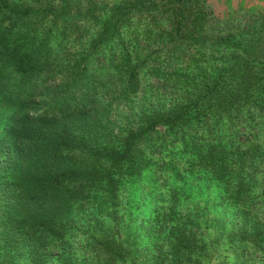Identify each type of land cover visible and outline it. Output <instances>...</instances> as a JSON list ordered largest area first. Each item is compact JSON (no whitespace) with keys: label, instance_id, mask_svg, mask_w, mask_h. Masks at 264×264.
<instances>
[{"label":"trees","instance_id":"obj_1","mask_svg":"<svg viewBox=\"0 0 264 264\" xmlns=\"http://www.w3.org/2000/svg\"><path fill=\"white\" fill-rule=\"evenodd\" d=\"M204 3L0 0L2 262L42 264L84 228L99 264H225L224 245L243 252L240 264H264V18L248 20L243 35L224 46L230 59L219 63L208 48L187 52L198 38L183 40L206 26ZM178 7L185 11H171L181 17L167 35L157 34L160 43L131 31L138 13L165 16ZM57 35L65 52L56 57L50 41ZM169 52L191 63L162 64ZM200 56L221 69H208ZM147 77L157 79L155 88L147 89ZM169 145L178 164L226 183L223 200L237 210L240 241L224 231L207 240L189 221L162 226L155 251L133 230L116 236L130 226L123 222L125 183ZM91 204L102 220L77 226ZM64 262L78 264L70 255Z\"/></svg>","mask_w":264,"mask_h":264},{"label":"rangeland","instance_id":"obj_2","mask_svg":"<svg viewBox=\"0 0 264 264\" xmlns=\"http://www.w3.org/2000/svg\"><path fill=\"white\" fill-rule=\"evenodd\" d=\"M115 2L116 0H103V4L106 6ZM199 2H205L202 12L208 17L206 26L204 28L200 26L193 30L191 24L189 32L193 30L196 34H186L183 40L198 38L194 45L192 43L186 45V48H189L187 52L193 55L197 48L199 50L208 48V52L213 53L219 63L230 59L224 54L227 49L230 51V48L227 46L226 49L224 46L233 40L231 37L237 40L240 35H243L248 20L255 23L256 20L264 18V0H199ZM171 11L181 13L185 10L181 7L171 8L165 16L163 14L152 15L147 12L138 13L131 19V31L135 32L134 36H137L139 40H145V43H160L157 34L167 35L178 18L181 17L179 14L173 19ZM91 21L87 19V27ZM46 25L45 23L43 27ZM39 30L42 31V28ZM241 31L243 32L241 33ZM261 35L264 36L263 31ZM73 39L74 37H70V41ZM50 45L53 47L56 57L63 56L65 51L59 35L51 38ZM163 59L166 60L162 64L174 65L176 69L191 63L187 54L169 52ZM203 60L200 56V62L205 63L208 69L214 72L221 69V64L218 66L216 63H207ZM178 63L181 65H177ZM156 84V78L147 77V89L155 88ZM232 145L234 144L226 142L225 147ZM173 147L169 145L168 153L164 157H160V155L154 157L151 166L140 177L125 183L123 197H125L126 208L122 209L125 211V219H122L124 224L127 220V224L130 226L117 228L116 236L123 239L129 231L133 230L132 233H136V239L140 244L151 247L155 251L153 245L157 241V237L162 238L164 234L162 226L171 228L189 221L195 223L198 229L205 232L207 240H213L219 232L224 231L229 234L233 233L239 237L238 241H240L241 238L236 232L240 224L234 226L238 219L237 210L223 200L226 183L212 171L178 164L175 157L179 156L178 153L176 155L170 153V148ZM175 149L179 151L180 146ZM101 197H103L102 193L99 194V198ZM254 201L258 202L256 198ZM100 214L101 208L91 204L85 215L79 218L77 226L83 228L85 218L86 220L90 219L93 223L98 218L102 220L103 217ZM129 220H131L130 223H128ZM85 231L83 228L77 235L63 243H58V247L51 249L47 261L42 264H66L64 256L67 255H70L78 264H99L101 258L97 251H94L92 241L88 239L90 232ZM156 232H158V236ZM242 253V251H235L232 247L226 248L225 245L221 246V250L219 249L221 260L225 264H240L244 261ZM254 262L256 263V259ZM124 263L126 264L128 261L122 260V264ZM0 264H6L1 261V257ZM212 264H217V261Z\"/></svg>","mask_w":264,"mask_h":264}]
</instances>
